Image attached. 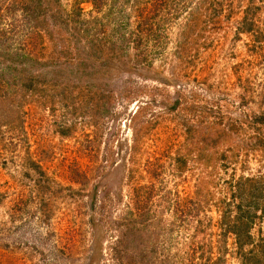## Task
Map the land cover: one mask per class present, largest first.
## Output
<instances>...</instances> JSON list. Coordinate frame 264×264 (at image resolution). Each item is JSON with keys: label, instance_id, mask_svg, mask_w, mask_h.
<instances>
[{"label": "rangeland", "instance_id": "rangeland-1", "mask_svg": "<svg viewBox=\"0 0 264 264\" xmlns=\"http://www.w3.org/2000/svg\"><path fill=\"white\" fill-rule=\"evenodd\" d=\"M0 264H264V0H0Z\"/></svg>", "mask_w": 264, "mask_h": 264}]
</instances>
